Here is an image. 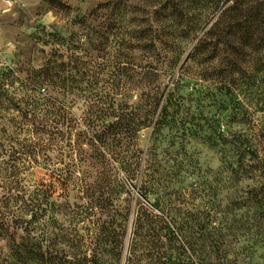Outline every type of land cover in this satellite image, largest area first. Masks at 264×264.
Returning <instances> with one entry per match:
<instances>
[{
  "label": "rangeland",
  "instance_id": "374dc122",
  "mask_svg": "<svg viewBox=\"0 0 264 264\" xmlns=\"http://www.w3.org/2000/svg\"><path fill=\"white\" fill-rule=\"evenodd\" d=\"M231 2L223 5L207 28ZM115 4L116 0H0V77L11 73V91H19L22 81L32 80L50 59L61 56L59 61L67 64L66 89L47 86L48 94L78 123L89 115L94 102L115 114L102 119L101 124L117 121L122 111L132 122L128 131L111 140L121 151L119 156L102 147L111 163V186L116 189L113 201L98 200L97 172L102 166L95 160L93 148L84 145V163L74 176L81 182L67 191L56 187L47 202L40 199L38 235L42 236L46 227L54 236L59 222L64 223L70 238L85 244L82 255L89 264H123L125 257L126 264H151L156 241L151 233L135 226L146 205L143 194L147 189L149 208L157 214L171 209L184 228L194 224L195 243L188 248L189 257L195 261L204 252L209 259L210 230L219 218L213 207L220 200L222 207L226 205L229 190L226 141L232 130L246 128L242 114L237 111L233 120L231 97L207 89L209 82L201 79L195 62L188 57L191 46L180 63L182 71L177 70L168 89L183 97L191 93L192 102L184 111H165L167 90L163 83L154 123L148 127L143 122L149 108L148 88L143 75L132 70L134 58L142 54L132 33L133 8L119 10ZM96 92L101 101H95ZM212 93L216 95L214 104ZM220 132L223 135L218 137ZM52 158L54 168L63 167L59 151L52 153ZM53 169L31 168L32 184L42 192L51 189L57 181ZM63 206L79 214L73 223L70 215L65 218L62 214ZM202 221L204 228L196 224ZM247 222L251 232L239 243L232 242V250L241 252L240 264H264V228L254 233L253 222ZM99 235L107 236L105 243L101 244ZM70 245L58 247L73 251ZM172 253L179 254L178 250Z\"/></svg>",
  "mask_w": 264,
  "mask_h": 264
},
{
  "label": "trees",
  "instance_id": "16d2710c",
  "mask_svg": "<svg viewBox=\"0 0 264 264\" xmlns=\"http://www.w3.org/2000/svg\"><path fill=\"white\" fill-rule=\"evenodd\" d=\"M227 1L116 0L119 10L133 8L132 33L142 54L134 58L132 70L143 75L148 88L149 108L143 121L148 127L154 123L163 83L167 90L165 111H184L192 102L191 93L183 97L168 89L191 46L187 55L195 62L201 79L209 82L207 89L230 96L234 101L233 120L240 111L246 127L232 130L226 141L230 152L229 190L226 205L222 207L220 200L213 207L219 218L210 230L209 259L204 252L195 261L189 257L188 248L195 243L194 224L184 228L171 215V209L157 214L149 208L145 189L146 205L135 226L151 233L156 241L151 264H240L242 254L237 249L234 252L231 243H239L251 232L247 221L253 222L254 233L264 228V0H231L207 28ZM60 59H50L32 80L20 83L19 91L10 89L14 83L10 72L0 77V264H89L82 255L85 244L70 238L64 223L59 222V232L54 236L46 227L43 235H38L40 199L47 202L56 187L67 191L81 182L74 176L84 163V145L93 148L96 156L92 157L102 166L97 172L98 200L109 203L116 193L111 186V163L102 147L119 156L121 151L111 145V140L131 128L132 122L122 111L117 121L101 124L102 119L115 114L94 102L89 115L78 123L48 94L47 86L66 89L67 64ZM93 97L101 101L97 92ZM211 97L212 104L216 103V95L212 93ZM222 135L220 132L218 137ZM216 142L218 145V139ZM55 151L62 156L63 167L54 168ZM65 159L68 161L63 163ZM40 166L54 168L57 176L51 189L44 192L31 182V168ZM62 214L65 218L70 215L72 223L79 215L64 206ZM196 224L205 227L203 221ZM99 237L101 244L105 243L107 236ZM64 243L71 244L73 251L58 247ZM177 250L176 257L172 252Z\"/></svg>",
  "mask_w": 264,
  "mask_h": 264
},
{
  "label": "water",
  "instance_id": "95a60500",
  "mask_svg": "<svg viewBox=\"0 0 264 264\" xmlns=\"http://www.w3.org/2000/svg\"><path fill=\"white\" fill-rule=\"evenodd\" d=\"M183 63H184V61H183ZM183 63H182V64H183ZM129 237H130V235H129ZM125 262H126V258L124 259V263H123V264H125Z\"/></svg>",
  "mask_w": 264,
  "mask_h": 264
}]
</instances>
